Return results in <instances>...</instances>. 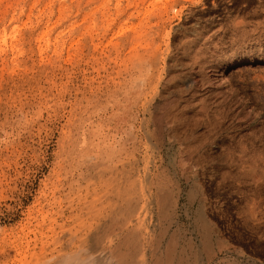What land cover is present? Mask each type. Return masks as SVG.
<instances>
[{"label": "rangeland", "instance_id": "obj_1", "mask_svg": "<svg viewBox=\"0 0 264 264\" xmlns=\"http://www.w3.org/2000/svg\"><path fill=\"white\" fill-rule=\"evenodd\" d=\"M97 263L264 264V0H0V264Z\"/></svg>", "mask_w": 264, "mask_h": 264}, {"label": "bare ground", "instance_id": "obj_2", "mask_svg": "<svg viewBox=\"0 0 264 264\" xmlns=\"http://www.w3.org/2000/svg\"><path fill=\"white\" fill-rule=\"evenodd\" d=\"M147 131V130H146ZM148 132V131H147ZM146 132V133H147ZM148 136H149V134H147ZM146 135V136H147ZM150 137V136H149ZM149 139V138H148ZM148 142H150V140L148 141ZM153 142V141H152ZM151 145V144H150ZM153 188L154 187H150L149 186V190L150 191H152L153 192ZM153 195V194H152ZM154 200V199H153ZM155 201V200H154ZM154 203H156L157 204V202H154ZM122 206V205H121ZM120 206V207H121ZM108 215V214H107ZM106 217H109V219H110V216L108 215V216H106ZM201 217V216H200ZM124 221V223H126V219H124V217L123 218H120L119 219V221ZM159 226V225H158ZM110 230V228H109V220H108V218H104L103 219V221L101 222V224L99 225V228L98 229H95V230H91V233H89V235L91 236L90 238H91V240H93L92 239V237H94V238H96V237H99V238H109V237H111V232L109 231ZM212 231V230H211ZM212 233H213V231H212ZM208 234V233H207ZM162 249V248H161ZM150 251V250H149ZM150 254V253H149ZM198 263V262H197ZM98 264V263H97Z\"/></svg>", "mask_w": 264, "mask_h": 264}]
</instances>
